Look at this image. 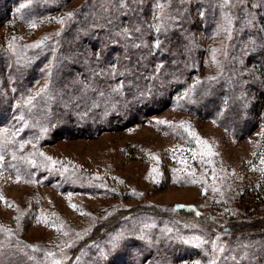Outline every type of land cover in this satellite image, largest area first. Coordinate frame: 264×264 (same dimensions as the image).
<instances>
[{"label": "trees", "instance_id": "16d2710c", "mask_svg": "<svg viewBox=\"0 0 264 264\" xmlns=\"http://www.w3.org/2000/svg\"><path fill=\"white\" fill-rule=\"evenodd\" d=\"M5 1L12 7L7 9ZM5 1L0 0V21L7 19L9 11L19 21L37 19L60 12L72 0ZM205 1L192 0L194 5L188 1L187 6L185 0L174 5L170 0H84L56 37L38 47L30 44L26 60L17 61L10 52L0 49V128H6L19 141L41 144L56 137L76 136L80 131H97L102 127L97 116L112 108L123 110L127 122L135 124L150 112H143L141 98L155 85L166 93L165 104L181 101L189 112L214 119L235 140L247 138L259 126L264 100V27L248 20L245 27L241 13L251 4L245 1L235 12L221 69L214 74L206 68L201 72L205 47L197 40V32L213 35L219 14ZM261 2L264 4V0H254L252 4L264 26ZM46 78V86L35 93L36 84ZM27 93L35 94L28 104L24 100ZM74 100L96 108L87 112L82 105L73 106ZM10 148L0 145L1 165L26 178L35 173L34 178L46 184L44 173H38L42 169L38 164L28 166L19 158L5 157ZM198 208L179 203L165 209L154 205L122 208L96 226L88 238L77 242L66 264H73L81 246L91 240L95 244L107 241L104 236L109 229L119 236L115 228L122 227L123 231L131 227L133 219L155 221L157 225L152 229L156 233L164 231L160 229L162 222H168V226L204 224L205 238L210 241L220 235V241L237 249L241 261L234 264H264V218L230 221L233 218L220 219ZM128 234L122 241L125 247L101 246L104 250L95 255L93 264H104L112 256L115 264L131 258L144 264L154 260L176 264L198 254L203 261L208 259L202 246L183 238L166 235L171 240L163 237V245L152 246V235ZM17 246L21 247V242L0 231V264H16L15 250H21Z\"/></svg>", "mask_w": 264, "mask_h": 264}, {"label": "rangeland", "instance_id": "374dc122", "mask_svg": "<svg viewBox=\"0 0 264 264\" xmlns=\"http://www.w3.org/2000/svg\"><path fill=\"white\" fill-rule=\"evenodd\" d=\"M83 1H69L60 12L30 21H19L9 11L7 19L0 21V49L10 52L17 61L26 60L30 44L32 47L56 37L64 28L68 14L75 13ZM170 1L174 5L184 0ZM185 1L187 6L188 1L192 3V0ZM245 1L248 0L205 1L219 14L213 35L207 37L197 32V40L205 47L201 72L206 68L214 74L221 69L230 40L229 31L236 20L235 12L241 10ZM249 1L251 4L241 13L245 27L248 22L264 27L254 10V0ZM4 4L7 9L12 7L8 1ZM243 33L239 34L241 39ZM47 81L46 78L38 82L35 93L43 89ZM32 93L24 98L26 104L35 96ZM166 97V93L154 85L141 98L143 112L150 111L144 120L128 123L123 110L112 108L97 116L102 124L97 131H80L74 134L76 136L56 137L41 144L19 141L6 128H0V145L11 147L5 157L19 158L28 166L38 164L42 167L38 173H44L46 180L44 184L35 179V173L32 178L12 173L0 163V225L11 239L21 242V247H16L21 250H15L16 264H66L71 257L69 251L77 242L88 238L96 226L106 222L116 211L136 205L162 209L175 203L196 205L204 214L224 220L233 218L230 221L264 218V100L258 128L247 138L235 140L214 119L189 112L181 101L165 104ZM72 105H82L87 112H94L96 108L84 101L74 100ZM50 172H54L52 177H49ZM155 225L157 223L151 219H133L132 228L126 226L123 231L122 227L115 228L119 236H114L109 229L104 236L107 241L87 242L77 251L72 263L93 264L95 255L107 245L125 247L122 241L129 237L128 232L152 235V246L163 245L166 242L163 237L183 238L202 246V252L208 255L205 262L198 254L196 258L176 264L241 261V255L235 252L237 249L220 241V235L210 241L205 238L204 224L196 223L193 227L190 223H172L168 226V222H162L160 229L164 231L161 233L152 229ZM42 245L43 250L37 249ZM160 256L163 257L162 253ZM133 259L117 260V263L144 264ZM113 261L112 256L103 263L115 264ZM161 263L163 261L154 260L148 264Z\"/></svg>", "mask_w": 264, "mask_h": 264}, {"label": "snow or ice", "instance_id": "6c2138e0", "mask_svg": "<svg viewBox=\"0 0 264 264\" xmlns=\"http://www.w3.org/2000/svg\"><path fill=\"white\" fill-rule=\"evenodd\" d=\"M226 2H227V0H226ZM69 15V17H71V15H72V13H69L68 14ZM61 23H63V21H61ZM34 26V25H33ZM39 45H34V47H38ZM41 155H43V154H41ZM3 157L2 156H0V159H2ZM48 159L49 160H51V157H48ZM53 163H56L55 161H53ZM9 207H11V205H9ZM72 207H75V206H72ZM2 230H4L3 229V226H0V231H2ZM65 234H67V233H65ZM221 251H222V249H220Z\"/></svg>", "mask_w": 264, "mask_h": 264}]
</instances>
